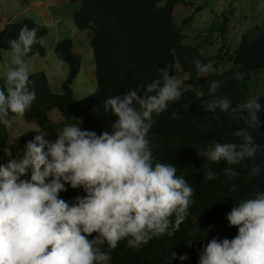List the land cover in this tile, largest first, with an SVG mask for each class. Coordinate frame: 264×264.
<instances>
[{"label": "clouds", "instance_id": "obj_1", "mask_svg": "<svg viewBox=\"0 0 264 264\" xmlns=\"http://www.w3.org/2000/svg\"><path fill=\"white\" fill-rule=\"evenodd\" d=\"M36 32L25 25L10 41L15 67L5 73L6 91L0 88V124L5 126L12 123L10 114L23 117L36 99L24 59L38 43ZM194 64L198 78L216 71L211 62ZM158 72L143 88L105 99L104 111L116 117L110 132L82 130L79 120L65 125L54 141L37 131L18 158L0 164V264H110L105 248L115 249L126 240L128 247L138 249L179 229L189 214L194 189L177 175L174 164L156 162L148 134L153 115L179 102L183 93L167 65ZM245 75L237 72L235 78L243 80ZM219 87L212 81L209 94ZM184 108L187 111V104ZM217 109L230 114L246 111L249 126H261L264 105L256 99L238 107L228 97H214L205 104L209 113ZM172 115L177 116L175 111ZM233 135L240 142H208L197 148V156L209 164L232 166L264 150L246 129ZM261 171L256 165L249 174ZM222 174L230 180L238 173L225 167ZM206 178L216 180L218 174L209 168ZM69 188H79L84 195L65 200L60 193ZM226 220L237 228L236 236L202 245L197 264H264V192L239 202ZM175 259L177 254L170 252L166 264ZM178 259L183 262L188 256Z\"/></svg>", "mask_w": 264, "mask_h": 264}, {"label": "trees", "instance_id": "obj_2", "mask_svg": "<svg viewBox=\"0 0 264 264\" xmlns=\"http://www.w3.org/2000/svg\"><path fill=\"white\" fill-rule=\"evenodd\" d=\"M69 1L79 2L72 14L76 27L91 33L89 44L94 57L95 90L82 99L74 97L72 85L79 73L81 60L75 51L74 41L65 38L54 46L56 58L67 67V76L60 85V91H52L43 71L30 72L29 87L35 91L36 99L22 118L36 122L54 139L65 125L75 124L76 120L82 122V130H94L98 135L110 132L116 117L110 110L104 111L105 99L139 86L143 88L159 76L158 70L165 65L169 67V75L173 76L177 64L187 74L184 83L190 88L182 91L179 102L170 104L165 112L153 115L154 123L148 138L156 162L174 164L177 175L183 176L193 187L189 214L172 236L154 237L138 249L128 247L127 241L121 240L115 249L105 250L110 251V264H166L170 252L177 254V259L171 264H197L202 245L217 237L208 228L196 229L194 219L198 218L224 238L232 239L237 228L228 226L226 215L239 202L257 192H264V150L232 166L223 162L209 164L206 158L196 154L197 148L208 142H240V138L233 135L239 129H246L255 143L264 149V111L260 113L261 126L257 129L249 126L246 111L230 114L221 113L218 109L211 113L205 110V104L214 97H228L233 107L247 101L252 74L264 68V27L256 24L246 30L233 56L229 57L231 67L218 73L217 63L212 62L211 57L201 54L196 46L182 42V28L174 22L172 11L176 4H184V0ZM1 19L0 15V22ZM227 21L223 18L222 23ZM25 25L37 29L38 41L26 56L44 55L40 39L47 33V28L30 18H23L19 23L5 22L0 27V50L11 49L10 41L18 38ZM223 30L221 27L220 31ZM195 60L211 62L216 71L198 78ZM241 71L246 75L243 80H237L235 74ZM212 81L219 82L220 87L210 95L208 89ZM0 88L6 91L5 78H0ZM256 100L264 105V95ZM53 109L59 113L58 121L50 117ZM174 111L175 117L172 115ZM11 117L17 116L10 114ZM6 127L0 124V134L7 135ZM28 141V137L20 136L7 144L1 137L0 146H24ZM8 160H2L0 164ZM256 165L262 167L260 175H250V170ZM225 167H232L237 176L229 180L222 174ZM209 168L218 174L216 180L206 178ZM77 195L83 196L84 193L79 188H69L67 192L60 193L68 201ZM183 254H187L188 259L181 262L178 257Z\"/></svg>", "mask_w": 264, "mask_h": 264}, {"label": "rangeland", "instance_id": "obj_3", "mask_svg": "<svg viewBox=\"0 0 264 264\" xmlns=\"http://www.w3.org/2000/svg\"><path fill=\"white\" fill-rule=\"evenodd\" d=\"M174 6L172 17L174 22L181 26L185 44L196 46L201 54L212 58L217 63V72L222 73L229 69L232 62L229 57L239 46L242 34L256 24L264 27V0H184ZM79 2L69 0H0V27L5 22L19 23L23 18H30L47 28V33L41 37L40 42L45 49L44 55L34 54L25 56L29 72L43 71L52 91H60V85L67 76L66 65L58 60L54 53V46L59 41L68 38L74 41L76 53L80 56V70L73 81L72 90L76 99H82L95 90L94 57L89 44L91 33L89 30L78 29L73 21L72 14L78 8ZM223 15V16H222ZM223 18L228 21L222 23ZM223 27V32L220 31ZM62 62V63H61ZM15 67L12 63V50H0V78ZM173 77L178 81L182 91L190 88L184 81L187 74L179 66H174ZM264 95V68L252 74L249 82L247 100L257 99ZM54 121L60 119L56 109L50 112ZM12 123L8 125L7 135L0 134L6 143H11L20 136L33 139L37 131L45 134V139H55L37 125L36 122L22 117H11ZM24 146H0V163L2 160L18 158ZM196 229L208 228L213 231L217 239L224 237L212 228L207 227L198 218H195Z\"/></svg>", "mask_w": 264, "mask_h": 264}, {"label": "crops", "instance_id": "obj_4", "mask_svg": "<svg viewBox=\"0 0 264 264\" xmlns=\"http://www.w3.org/2000/svg\"><path fill=\"white\" fill-rule=\"evenodd\" d=\"M51 5L53 6V0H50Z\"/></svg>", "mask_w": 264, "mask_h": 264}]
</instances>
